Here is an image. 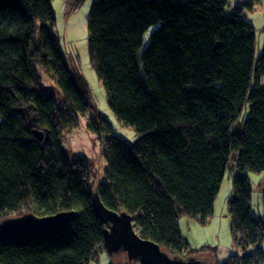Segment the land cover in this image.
I'll use <instances>...</instances> for the list:
<instances>
[{"label": "trees", "instance_id": "obj_1", "mask_svg": "<svg viewBox=\"0 0 264 264\" xmlns=\"http://www.w3.org/2000/svg\"><path fill=\"white\" fill-rule=\"evenodd\" d=\"M51 2L0 0V221L26 212L75 210L76 216L63 228L0 243V264H91L99 258L106 225L94 211L96 189L108 207L133 215L138 233L184 256L188 241L179 218L204 222L213 214L231 156L238 168L228 200L231 229L237 244L253 248L216 264H262L264 218L252 214L245 170H264V46L256 57L255 30L242 5L93 1L91 61L111 108L139 132L129 144L108 133L104 116L90 118L107 160L95 185L87 161H71L60 142L62 131L94 102L53 32ZM38 66L57 82L60 96L41 84ZM246 102L249 114L232 131ZM30 104L40 127L50 131L43 149L19 110Z\"/></svg>", "mask_w": 264, "mask_h": 264}, {"label": "rangeland", "instance_id": "obj_2", "mask_svg": "<svg viewBox=\"0 0 264 264\" xmlns=\"http://www.w3.org/2000/svg\"><path fill=\"white\" fill-rule=\"evenodd\" d=\"M93 1L95 0H52L51 5L55 16L53 32L60 42L64 55L76 61L89 84L90 95L94 102V107L89 108L85 113H78L76 125L62 131L60 142L71 161L79 157L87 161L90 178L97 185L105 176L107 160L103 154V139L89 126L90 118L96 117L97 113L101 114L110 125L108 133L118 136L129 144L137 139L139 132L134 125L124 124L111 108L103 82L91 61L88 49V14ZM238 1L232 0L234 4H239ZM245 1L250 4H246ZM240 3L243 7V17L254 27L255 56L258 57L264 46V0H240ZM151 30L146 33L143 46L147 45ZM38 72L40 82L47 91L60 96L61 90L57 82L44 73L40 66H38ZM261 83L263 86L264 80ZM34 112L33 109L28 110L25 113L26 118L30 119ZM248 114L249 105L246 102L238 121L232 125V131L242 126ZM236 172L238 168L234 157L231 156L215 199L213 214L206 221L202 222L199 218L188 215L180 216L179 226L182 235L188 241V251L194 250L191 255L207 259L217 257L218 262L221 263L230 254L241 255L253 248H243L237 244L231 229L228 200L233 193V175ZM245 173L249 176L252 187V214L264 218V170H245ZM259 245L264 250V240ZM188 251L184 250V256H189ZM94 261L91 264L130 263L125 251L110 255L106 250H102L100 257Z\"/></svg>", "mask_w": 264, "mask_h": 264}, {"label": "water", "instance_id": "obj_3", "mask_svg": "<svg viewBox=\"0 0 264 264\" xmlns=\"http://www.w3.org/2000/svg\"><path fill=\"white\" fill-rule=\"evenodd\" d=\"M32 104L19 108L25 118V126L43 149L50 139V131L40 127L37 112L27 119L25 113L33 109ZM93 207L96 215L106 225L104 228V246L110 255L125 251L130 264L139 259L141 264H216L212 259L195 255L187 257L171 254L161 245L142 236L134 226V217L127 210L108 207L102 200L98 189L93 193ZM76 216L75 210L60 211L51 215H37L26 212L6 217L0 221V243L32 234L63 228Z\"/></svg>", "mask_w": 264, "mask_h": 264}, {"label": "crops", "instance_id": "obj_4", "mask_svg": "<svg viewBox=\"0 0 264 264\" xmlns=\"http://www.w3.org/2000/svg\"><path fill=\"white\" fill-rule=\"evenodd\" d=\"M245 2H246V1H245ZM238 3L241 4V3H240V0L238 1ZM215 255H217V254L215 253ZM212 260L215 261V262H218L217 257H216V259L214 258V259H212ZM218 263H219V262H218Z\"/></svg>", "mask_w": 264, "mask_h": 264}]
</instances>
